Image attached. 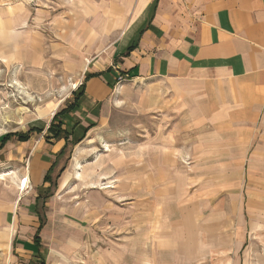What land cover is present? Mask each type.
I'll use <instances>...</instances> for the list:
<instances>
[{
	"label": "rangeland",
	"instance_id": "obj_1",
	"mask_svg": "<svg viewBox=\"0 0 264 264\" xmlns=\"http://www.w3.org/2000/svg\"><path fill=\"white\" fill-rule=\"evenodd\" d=\"M117 1L0 0V140L57 123L53 116L69 106L85 59L112 45L128 22L120 25ZM187 89L172 79L117 87L106 125L85 141L82 157L61 158L64 172L44 195L48 224L76 219L71 205L81 211L84 230L59 227L56 242L64 250L53 253L46 228L48 251L35 262L8 243L9 229L0 226V264H259L263 250L256 248L259 237L251 243L249 228L251 149L236 146L233 129L220 136ZM160 155L172 168L162 163L156 176ZM4 157L0 150V213L13 205L22 175L21 162ZM70 234L77 241L65 245ZM242 239L239 251L235 241Z\"/></svg>",
	"mask_w": 264,
	"mask_h": 264
},
{
	"label": "crops",
	"instance_id": "obj_2",
	"mask_svg": "<svg viewBox=\"0 0 264 264\" xmlns=\"http://www.w3.org/2000/svg\"><path fill=\"white\" fill-rule=\"evenodd\" d=\"M117 2V5L112 4L121 12L120 25L125 20L128 22L112 45L91 60L85 59L82 80L71 92L69 105L72 106L63 107L66 110L57 119L63 136L52 138L45 130H34L25 140L17 138L16 133L41 128L32 125L25 131L13 132L0 146L5 160L12 158L15 159L12 162H21V178H28V187L22 192L17 188L18 197L13 205L0 213V226L10 232L8 243L16 244L25 259L42 261L43 252L48 251L42 246L43 236L49 228L50 252L58 248L64 250L56 242L60 238L58 228H72L75 223L80 227L74 226L75 229L81 232L85 226L84 217L79 216L81 211L77 213L76 207L71 205L67 209L70 213L74 210L72 216L77 220L65 217L61 223L46 222L44 195L57 187L55 178L64 172V166L59 164L61 158L74 157V154L78 158L85 154L83 149L90 145L85 141L107 123L106 111L117 87L131 81L172 79L188 85L187 90L192 94L188 100L202 101L201 106L197 103L201 110L198 112L212 128L218 129L220 136L230 135L233 129L236 146L251 149L249 228L251 243L259 237L256 248L263 250L255 259L264 264V0ZM196 88L202 91L198 93ZM221 143L223 148L227 146ZM235 161L238 180H241L242 155L238 154V160L235 155ZM162 163L168 165L163 155L158 164L155 158L156 176L164 173ZM172 163L171 159L170 165ZM129 170L124 172L129 173ZM58 187L62 190L60 183ZM62 211L65 210L62 208ZM76 241L71 234L62 240L65 245ZM245 241H235L241 244L239 251ZM167 242L174 246L173 241Z\"/></svg>",
	"mask_w": 264,
	"mask_h": 264
},
{
	"label": "trees",
	"instance_id": "obj_3",
	"mask_svg": "<svg viewBox=\"0 0 264 264\" xmlns=\"http://www.w3.org/2000/svg\"><path fill=\"white\" fill-rule=\"evenodd\" d=\"M71 106H72V104H70V105L67 107V109H68V108H71ZM65 110H66V109H62V110H60V111H57V112L55 113V115L53 116V120H55V118L58 119V118L60 117V115H61L63 112H65ZM34 130H37L38 132L41 131V129H30V130H29L28 132H26V133H16L15 135L17 136L18 139H20V140H25V139L28 138V134H29V132H30V131L32 132V131H34ZM62 132H63V131H62V129H61V123H60V121H57L56 124H55L53 121L50 123V125H49V127H48V133H50V136H51L52 138H57V137L63 136L64 133H62ZM12 135H13V133L5 134V135L2 137V139L0 140V146L3 145L4 142H5L6 140H8ZM45 178H46V179H49V176L46 175ZM41 225H42V223L40 224V226H41ZM34 240H35L36 243L39 242V239H38L37 236L34 237ZM39 264H42V263H39Z\"/></svg>",
	"mask_w": 264,
	"mask_h": 264
},
{
	"label": "bare ground",
	"instance_id": "obj_4",
	"mask_svg": "<svg viewBox=\"0 0 264 264\" xmlns=\"http://www.w3.org/2000/svg\"><path fill=\"white\" fill-rule=\"evenodd\" d=\"M77 84H79V82H77ZM76 87V84H74V88ZM30 97V95H29ZM64 99V98H63ZM60 101L55 105V107L52 109L51 113H50V116L52 114H54L55 112V109L56 107L59 105ZM17 185V184H16ZM28 187V178L27 176L26 177H23L19 180V183H18V188L20 189V191H24L26 188ZM22 195V194H21ZM18 197V196H17Z\"/></svg>",
	"mask_w": 264,
	"mask_h": 264
}]
</instances>
